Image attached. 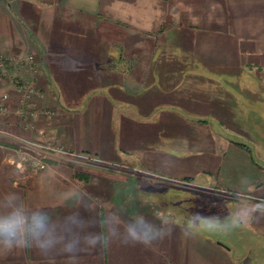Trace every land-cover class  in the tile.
I'll return each mask as SVG.
<instances>
[{
	"label": "crops",
	"instance_id": "0c3cea01",
	"mask_svg": "<svg viewBox=\"0 0 264 264\" xmlns=\"http://www.w3.org/2000/svg\"><path fill=\"white\" fill-rule=\"evenodd\" d=\"M0 53L55 111L0 126L84 156L24 176L0 135V221H19L0 264H264L238 250L264 243V168L241 133L264 100V0H0ZM197 191L223 222L197 230Z\"/></svg>",
	"mask_w": 264,
	"mask_h": 264
},
{
	"label": "built area",
	"instance_id": "2783aa9c",
	"mask_svg": "<svg viewBox=\"0 0 264 264\" xmlns=\"http://www.w3.org/2000/svg\"><path fill=\"white\" fill-rule=\"evenodd\" d=\"M25 62L17 56H4L0 53V87L8 83H16V102L12 101V92L6 90L0 97V115L13 114L18 124L25 130L34 129L36 122L44 119L50 121L54 118L55 111L47 106H36V100L44 97L37 83L33 80H20L17 74L9 70L8 65L20 66ZM29 62H34V56L29 57ZM0 135L16 140L20 146L15 149L16 158L12 164L15 169L24 176H33L44 170L48 162V156L81 157L68 151L61 143L49 139H37L25 134H19L10 128L0 126ZM34 152L40 153L36 155Z\"/></svg>",
	"mask_w": 264,
	"mask_h": 264
},
{
	"label": "rangeland",
	"instance_id": "374dc122",
	"mask_svg": "<svg viewBox=\"0 0 264 264\" xmlns=\"http://www.w3.org/2000/svg\"><path fill=\"white\" fill-rule=\"evenodd\" d=\"M258 85H260V91L264 92V84L261 83ZM253 107L254 108L250 109L245 116L249 124L248 127L241 132L244 136L242 143L248 145L249 149L256 155V159H253L254 163L264 168V100H261L260 103H254ZM194 188L201 190L199 187ZM234 196L236 198H241L239 194H235ZM207 199V196H203L197 191L194 215V222H196L197 230L207 228L204 226L206 222H208L207 225H209L210 222H223L222 218L226 215L225 212L221 213L219 211L220 203L218 201H209ZM252 245L251 248L249 244L242 243L238 250L244 252L252 251L253 253L257 252L261 256V263H264V260H262L264 259V243H254Z\"/></svg>",
	"mask_w": 264,
	"mask_h": 264
},
{
	"label": "clouds",
	"instance_id": "9594fccd",
	"mask_svg": "<svg viewBox=\"0 0 264 264\" xmlns=\"http://www.w3.org/2000/svg\"><path fill=\"white\" fill-rule=\"evenodd\" d=\"M255 207L252 209V211H255ZM261 211H264V208L260 209ZM240 220L243 221V223H248L250 221V213H245L242 217H240ZM37 224L40 223L39 220L36 221ZM18 224L19 221L16 219H7L4 221H0V236H3L5 238V243L9 248L12 247L13 241L17 240V231H18ZM241 223L237 220H233L232 227L239 226ZM128 233L135 239H141V238H148L149 233L145 231L143 234L137 231V225L132 224L127 227ZM44 244H41V247H43Z\"/></svg>",
	"mask_w": 264,
	"mask_h": 264
},
{
	"label": "trees",
	"instance_id": "16d2710c",
	"mask_svg": "<svg viewBox=\"0 0 264 264\" xmlns=\"http://www.w3.org/2000/svg\"><path fill=\"white\" fill-rule=\"evenodd\" d=\"M80 176V175H79Z\"/></svg>",
	"mask_w": 264,
	"mask_h": 264
}]
</instances>
